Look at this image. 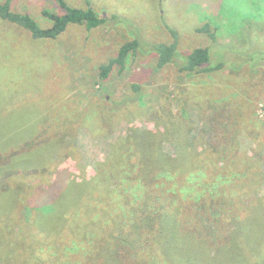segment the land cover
I'll use <instances>...</instances> for the list:
<instances>
[{"label": "trees", "instance_id": "16d2710c", "mask_svg": "<svg viewBox=\"0 0 264 264\" xmlns=\"http://www.w3.org/2000/svg\"><path fill=\"white\" fill-rule=\"evenodd\" d=\"M12 3L0 0V22L24 30L36 42L55 40L73 25L91 30L106 21L89 3L78 7L54 0L59 10L43 9L49 24L42 26ZM196 30L217 40L210 20ZM167 31L168 41L152 40L147 48L138 38L121 44L115 56L98 66L99 78L105 80L115 66L121 70L144 48L154 53L153 73L172 64L180 72L213 74L235 84L242 67L256 73L264 67L261 48L256 56L222 44L229 55L241 58L212 64L209 46L180 52L178 31L169 25ZM15 85V79L0 77V264H164L161 237L175 239L178 233L189 234V241L186 256L175 264H214L221 235L242 233L256 216L264 217V156L256 153L264 150V126L249 110L234 107L222 135H210L207 127H195L188 117L172 112H161L153 128L131 124L109 143L88 176L79 152L67 141L72 136H63L64 126L71 130L70 123L77 121L39 124L38 113L12 119L7 108L20 104L13 102ZM50 90L55 105L70 109L63 80L53 76ZM131 90L121 99L126 105L142 97L141 85L132 84ZM34 101L28 106L44 112L39 98ZM86 110H74L79 121ZM252 144L257 145L254 153L248 148ZM66 156L76 162L80 175L59 167Z\"/></svg>", "mask_w": 264, "mask_h": 264}, {"label": "rangeland", "instance_id": "374dc122", "mask_svg": "<svg viewBox=\"0 0 264 264\" xmlns=\"http://www.w3.org/2000/svg\"><path fill=\"white\" fill-rule=\"evenodd\" d=\"M69 3L78 7L89 3L106 18L105 23L91 30L73 25L55 40L36 42L24 30L0 22V77L16 80L15 87L11 86L12 98L20 104L7 108L12 119L15 115L17 120H25L38 113L39 124L54 125L61 119L77 121L70 123L71 130L64 126L63 136H72L67 141L79 152L78 159L86 175L94 174L96 163L104 159L109 143L125 134L128 126L153 128L163 113L184 115L195 127H207L210 135H222L234 107L249 110L251 117L264 126V67L257 73L247 65L246 69L242 67L244 72L238 74L235 84L223 82L213 74L180 72L172 64L153 73L154 53L146 50L152 40L170 39L169 25L179 33L180 52L209 46L212 64L233 56L222 44L237 46L257 56L260 48L264 52V0H69ZM12 8L28 12L42 26L49 24L42 15L43 9L59 10L54 0H13ZM114 13L118 18L112 17ZM209 20L217 40L212 41L196 30ZM132 38L141 39L146 48L131 55L124 68L119 70L115 66L105 80L100 79L98 66L115 56L120 45ZM240 58L232 57L233 63ZM53 76L63 80L62 94L66 95L64 101L70 109L53 103L55 96L50 90ZM132 84L141 85L143 94L140 100L126 105L121 99L132 94ZM34 97L35 101L39 98L44 112L40 107L36 112L28 106ZM77 106L87 109L80 121L74 115ZM256 147L252 144L249 152L254 153ZM256 153L264 156V150L256 149ZM59 167L74 175L81 173L68 156ZM260 190L264 192V181ZM238 232L220 236L222 245L214 264L264 261V217L256 216L244 232ZM165 235L159 242L160 257L166 260L164 264H175L179 257L186 256L189 234L178 233L175 239ZM121 263L113 260L102 264Z\"/></svg>", "mask_w": 264, "mask_h": 264}]
</instances>
